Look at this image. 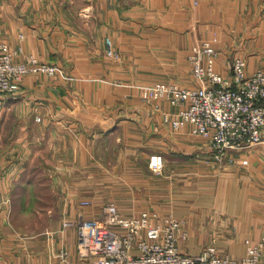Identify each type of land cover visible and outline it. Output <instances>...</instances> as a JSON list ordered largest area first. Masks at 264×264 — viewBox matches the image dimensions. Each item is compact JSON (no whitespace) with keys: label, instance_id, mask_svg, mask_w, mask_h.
Wrapping results in <instances>:
<instances>
[{"label":"crops","instance_id":"crops-1","mask_svg":"<svg viewBox=\"0 0 264 264\" xmlns=\"http://www.w3.org/2000/svg\"><path fill=\"white\" fill-rule=\"evenodd\" d=\"M75 4L0 0V43L21 47L19 59L33 54L61 68L29 74L0 97V264H61L64 254L71 264H92L79 253L76 223L101 218L110 201L125 214L182 219L186 253L215 243L243 256L248 239H264V142L222 164L209 161L216 151L208 138L164 121L181 106L161 99L156 107L119 83L123 68L147 55L166 70L132 78L197 88L189 53L213 36L222 74L230 75L235 56L249 73L264 69V0H82V12ZM80 18L97 21L95 31L76 26ZM106 36L119 57L106 54Z\"/></svg>","mask_w":264,"mask_h":264},{"label":"built area","instance_id":"built-area-1","mask_svg":"<svg viewBox=\"0 0 264 264\" xmlns=\"http://www.w3.org/2000/svg\"><path fill=\"white\" fill-rule=\"evenodd\" d=\"M193 51L190 63L197 88L157 82L143 86L141 96L146 101L165 99L181 106L175 113L164 112V121L175 129L190 124L193 133L210 140L217 160H233L230 152L264 142V69L249 73L246 60L236 56L226 76L215 70L220 50L214 42L204 41ZM19 54H23L21 47L0 43V97L20 90L29 74L56 75L61 69L36 55L19 59ZM106 54L119 57L109 38ZM152 164L160 169L162 162L154 156ZM155 216L159 217L147 210L124 214L116 202H107L101 218L76 223L80 255L91 258L92 264H264V239L259 243L248 239L247 251L240 257L220 251L215 243L190 254L180 248V241L188 236L183 220L170 214L155 222ZM61 264H71L67 254L62 255Z\"/></svg>","mask_w":264,"mask_h":264},{"label":"rangeland","instance_id":"rangeland-1","mask_svg":"<svg viewBox=\"0 0 264 264\" xmlns=\"http://www.w3.org/2000/svg\"><path fill=\"white\" fill-rule=\"evenodd\" d=\"M75 8H76V11H78V12H82V10H83V5H82V0H76V4H75ZM97 21H91V22H89V24H88V22L87 21H84L83 19H76L75 20V24H76V26H79V28H82V29H86V30H89L90 29V31L91 30H94L95 31V28L96 27H94V25H93V23H96ZM128 21H124V24H126ZM123 24V26L124 27H130V25H124ZM113 41H114V37L115 36H112L111 34H109L108 35ZM108 36H106L105 38H107ZM126 38L127 37H124V36H122L121 38H120V40H122L123 41V43H122V52H121V55L123 56V61H124V64H125V62H126V60L127 59H130L129 58V55H130V51L127 49V44L125 43L126 42ZM108 39V38H107ZM204 41H212V42H214V44L216 45V47H218V43H219V39H218V37L217 36H213V37H210V38H206V39H202L201 41H198L197 43H195L193 46H192V48H191V51H190V53H189V61L191 60L190 59V57H191V55H192V53L194 52L193 51V47L194 46H196V45H199V44H201L202 42H204ZM92 43H94L95 45H99V42L98 41H95L94 42V40L92 39ZM102 43H103V40H101V45H102ZM133 45H136V43H135V41L133 42ZM137 46H140L139 45V43L137 42ZM219 48V47H218ZM220 50V49H219ZM236 57V56H235ZM242 57V56H241ZM234 58V57H233ZM232 58V59H233ZM219 59H220V56L218 57V58H216L215 59V70L216 71H218V72H220V70L218 69V62H219ZM232 59L230 60V64H231V62H232ZM110 61H112V60H110ZM129 65V64H128ZM127 65V66H128ZM148 65H150L149 67H148ZM135 67H132V68H123V70H122V84H120L119 83V85H121L122 86V91L123 92H127V90L128 91H132V89L133 90H137V91H139V94H141V92H140V89H142V87L143 86H147V85H151V84H148V83H145V82H143L141 79H142V77L140 76V77H131V76H139V75H142L143 74V77L145 76L146 78L148 77V75H152L153 74V72H155V73H161V72H163V71H165L166 70V68L165 67H154V63H153V60L151 59V58H149L147 55H144L143 56V58H142V61H136L135 62V65H134ZM77 71H78V69H77ZM152 73V74H151ZM80 78H83L82 76H79ZM92 79H93V77H91ZM105 81V80H104ZM107 82H109V81H107ZM112 82V81H111ZM165 82V81H164ZM167 82V81H166ZM168 83H171V82H168ZM174 84H176V85H178V86H180V87H191V85H189V83H187V84H185V85H182V84H177V83H174ZM121 88V87H120ZM142 98V97H141ZM143 99V98H142ZM144 100V99H143ZM144 101H146V100H144ZM157 104V103H156ZM257 145V144H256ZM255 146V145H254ZM253 147V146H252ZM251 148V147H250ZM248 149V148H247ZM209 161H213V162H216V163H218V164H222L223 162H225L227 159H223V160H218L217 161V158L215 157V155L212 157V158H210V159H208ZM138 213H140V212H138ZM137 213V214H138ZM152 213H155V214H157L159 217L157 218V216H155V217H153L152 219H153V221H155V222H157V221H159L158 219H160V218H162V217H164V216H166V215H164V216H161V215H159V213H157V212H152ZM125 214V213H124ZM133 214V213H132ZM129 215V214H128ZM168 215H170V214H168ZM171 215H173V216H175L174 214H171ZM175 217H177V216H175ZM40 223H43L42 221L40 222ZM29 229V228H28Z\"/></svg>","mask_w":264,"mask_h":264}]
</instances>
